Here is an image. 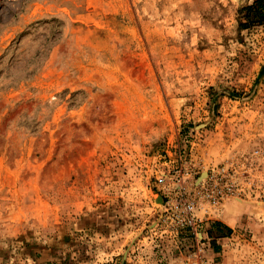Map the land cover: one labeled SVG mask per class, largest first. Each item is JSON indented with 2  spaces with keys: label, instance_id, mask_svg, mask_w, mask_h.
<instances>
[{
  "label": "rangeland",
  "instance_id": "obj_1",
  "mask_svg": "<svg viewBox=\"0 0 264 264\" xmlns=\"http://www.w3.org/2000/svg\"><path fill=\"white\" fill-rule=\"evenodd\" d=\"M255 1L0 0V264H264Z\"/></svg>",
  "mask_w": 264,
  "mask_h": 264
},
{
  "label": "trees",
  "instance_id": "obj_2",
  "mask_svg": "<svg viewBox=\"0 0 264 264\" xmlns=\"http://www.w3.org/2000/svg\"><path fill=\"white\" fill-rule=\"evenodd\" d=\"M241 13H243L242 18L245 20V24H242L243 27L261 24L264 22V0L255 1L252 5L243 8Z\"/></svg>",
  "mask_w": 264,
  "mask_h": 264
},
{
  "label": "built area",
  "instance_id": "obj_3",
  "mask_svg": "<svg viewBox=\"0 0 264 264\" xmlns=\"http://www.w3.org/2000/svg\"><path fill=\"white\" fill-rule=\"evenodd\" d=\"M217 175L218 176L215 178V181L219 183V186L217 187L216 185H214L216 189L213 192L216 198L221 199V197L225 195H231V196L234 194L236 195L237 193L236 188L228 183L225 176H220V173H217ZM188 223L191 224L190 221H188Z\"/></svg>",
  "mask_w": 264,
  "mask_h": 264
}]
</instances>
